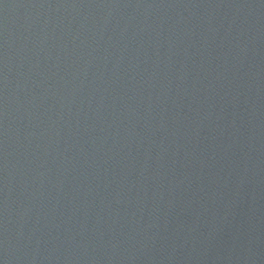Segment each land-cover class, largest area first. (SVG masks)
I'll use <instances>...</instances> for the list:
<instances>
[{
	"label": "water",
	"instance_id": "95a60500",
	"mask_svg": "<svg viewBox=\"0 0 264 264\" xmlns=\"http://www.w3.org/2000/svg\"><path fill=\"white\" fill-rule=\"evenodd\" d=\"M0 264H264V0H0Z\"/></svg>",
	"mask_w": 264,
	"mask_h": 264
}]
</instances>
